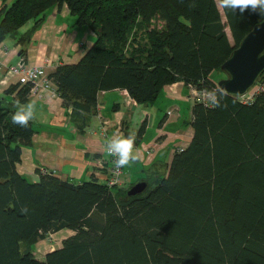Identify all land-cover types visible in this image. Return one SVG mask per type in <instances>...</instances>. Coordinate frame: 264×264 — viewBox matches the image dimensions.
<instances>
[{
    "label": "trees",
    "instance_id": "trees-1",
    "mask_svg": "<svg viewBox=\"0 0 264 264\" xmlns=\"http://www.w3.org/2000/svg\"><path fill=\"white\" fill-rule=\"evenodd\" d=\"M4 1L0 41L18 37L22 54L56 8L67 6L72 25L91 31L83 56L47 76L71 118H82L80 131L109 90L153 106L182 81L216 90V103L192 105L190 144L129 197L128 188L95 176L73 182L36 169L34 181L20 173L24 150L37 154L35 137L46 125L36 115L26 128L12 122L34 83L1 93L0 264H264V88L244 103L212 80L264 13H222L217 0ZM66 229L74 234L60 248L44 260L34 255L37 241Z\"/></svg>",
    "mask_w": 264,
    "mask_h": 264
},
{
    "label": "crops",
    "instance_id": "crops-1",
    "mask_svg": "<svg viewBox=\"0 0 264 264\" xmlns=\"http://www.w3.org/2000/svg\"><path fill=\"white\" fill-rule=\"evenodd\" d=\"M8 1L12 0L6 3ZM4 3L0 0V7ZM64 8L58 12L53 10L48 15L46 22L34 32L24 54L18 37L0 41V94L14 84L22 83L20 74L13 68L44 66L46 60H50L51 65L45 74L48 76L60 64L77 62L91 47V31L73 26L74 18ZM29 24L20 32L28 31ZM65 36L71 37L69 42ZM55 89L49 77L47 80L40 77L28 100L35 104L36 119L46 125L35 137L37 154L24 150L22 163L18 165V170L34 181L40 178L36 172L40 165H46L51 173L53 171L63 180L72 177L82 181L84 177L95 176L105 181L111 172V157L105 152V143L116 132L126 136L130 131L136 135L135 148L140 153L138 161L149 169L146 171L151 177L155 173L166 172L176 149L186 148L193 138L191 110L195 96L191 92L192 87L182 81L168 84L153 106L131 103L130 95L124 89L100 92L99 113L89 119L83 132L78 129L82 118H71L72 109L64 106ZM69 137L74 142L69 141ZM64 165L66 172L63 171ZM130 166L139 173L140 164L131 163ZM127 170H124L126 174ZM125 173L124 185L133 183ZM72 234L73 230L72 233L68 231L63 240Z\"/></svg>",
    "mask_w": 264,
    "mask_h": 264
},
{
    "label": "water",
    "instance_id": "water-1",
    "mask_svg": "<svg viewBox=\"0 0 264 264\" xmlns=\"http://www.w3.org/2000/svg\"><path fill=\"white\" fill-rule=\"evenodd\" d=\"M220 70L225 74V78L217 82L220 88L237 98L257 85L264 73V19L247 32ZM147 186L148 182L138 181L127 189V195L141 194Z\"/></svg>",
    "mask_w": 264,
    "mask_h": 264
},
{
    "label": "clouds",
    "instance_id": "clouds-1",
    "mask_svg": "<svg viewBox=\"0 0 264 264\" xmlns=\"http://www.w3.org/2000/svg\"><path fill=\"white\" fill-rule=\"evenodd\" d=\"M220 6L232 10H239L243 15L249 10L252 13H264V0H220ZM208 98L216 103V90H204ZM35 115V104L29 102L27 105L20 106L12 116V122L21 127H28L30 120ZM136 135L129 132L127 136L116 132L105 143V152L108 156L115 157V164L119 167H125L139 159V149L135 148Z\"/></svg>",
    "mask_w": 264,
    "mask_h": 264
},
{
    "label": "rangeland",
    "instance_id": "rangeland-1",
    "mask_svg": "<svg viewBox=\"0 0 264 264\" xmlns=\"http://www.w3.org/2000/svg\"><path fill=\"white\" fill-rule=\"evenodd\" d=\"M9 3L11 2V1H8ZM9 3H7V4H9ZM219 5V4H218ZM1 8V7H0ZM65 8L67 9V11H68V8L65 6ZM65 8L63 9V10H65ZM219 9H220V11H222V9H221V6L219 5ZM57 10V11H56ZM58 12V11H60V9H58V8H56V9H54V11L53 12ZM222 13H224L223 11H222ZM224 22L226 21V19H225V15L223 14V19H222ZM29 24V23H28ZM32 24L30 23L29 25H27L28 27L27 28H30V26H31ZM81 28H84V29H86V27L85 26H81ZM227 34L229 35V38H230V40L233 42V39H232V34L230 33V31H229V28L227 29ZM70 38L71 37H69V36H65V40H68V42L70 41ZM95 38L93 37V43H94V40ZM91 40V41H92ZM89 45V44H88ZM91 46H92V44H91ZM21 51H22V48H21ZM49 65H51V63H50V60H46V62L44 63V66L43 65H41V66H38V65H36V67H38L41 71H42V73L43 74H47L46 72H47V70H48V68H49ZM224 76V74L222 73V72H215L214 73V75L212 76V80L214 81V80H216L217 82H218V80H220L222 77ZM219 85V84H218ZM191 87H192V89H194V87L192 86V85H190ZM189 86V87H190ZM192 91V90H191ZM198 91L199 90H197V89H194V91H193V93L194 94H196V93H198ZM206 94V93H205ZM196 96V95H195ZM130 101H131V103H135V104H137L138 102H137V100L136 99H134L133 97L131 98L130 97ZM193 103H195V101L193 102ZM191 112H192V110H191ZM72 115V114H71ZM182 149V148H181ZM181 149H176V152L177 151H179V150H181ZM175 152V153H176ZM174 155V154H173ZM174 157V156H173ZM37 160V159H36ZM37 161H39V160H37ZM140 164L141 165V167H139V173H136V169H135V171H134V169L130 166V164L128 165V166H125V167H123V169L124 170H127V177H130L131 179L130 180H132L133 181V183H126L125 185H124V188H129L130 187V185H132V184H135L136 182H138V181H140V179H147L148 178V176H149V173H148V171H146V170H149V169H147L146 167H145V165L142 163V161H135V162H133V164L135 165V164ZM36 164H37V162H36ZM164 165H166V163H165V159H164ZM40 166H43V165H40ZM40 166H38L39 167V171H40ZM38 169V168H37ZM66 169H67V167L64 165V168H63V171L64 172H66ZM48 170V169H47ZM20 173H22V170H18ZM49 171V170H48ZM49 173H51L50 171H49ZM23 175H26L25 173H22ZM91 177V176H90ZM89 176L88 177H84L83 179H82V181L83 180H88V178H90ZM31 179V178H30ZM71 179H72V181L73 182H75L76 180L75 179H73L72 177H71ZM32 180V179H31ZM118 187H120L121 185H117ZM121 188V187H120ZM68 231H70L71 233H72V230H70V229H66V231L65 230H63V231H58V232H54V233H51L50 235H48L46 238H43V240H39V241H37V244L35 245V251H34V255H36L37 256V258H39V259H43L44 258V256H46V254L47 253H49V252H51V251H54L55 249H57V248H60L61 247V245H62V240H63V238H65L66 236H67V232ZM63 232H66V233H63Z\"/></svg>",
    "mask_w": 264,
    "mask_h": 264
},
{
    "label": "built area",
    "instance_id": "built-area-1",
    "mask_svg": "<svg viewBox=\"0 0 264 264\" xmlns=\"http://www.w3.org/2000/svg\"><path fill=\"white\" fill-rule=\"evenodd\" d=\"M15 71H17L20 74V78H21V82H32L36 83V80L38 78H43L45 80L48 79L47 75L43 74L42 71L38 68V67H28L25 65H21L20 68H13ZM22 73V75H21ZM34 88V87H33ZM32 88V89H33ZM262 88H264V86H259L258 83L256 86H254L253 88L250 89V91H248V93L244 96H241L240 98L242 102L244 103H248L250 102L251 99H253V97L260 91L262 90ZM195 89V88H194ZM194 89H192V94L195 96V101L204 103L205 105H211L213 102L208 98V96L205 94V91L202 90V92H199L194 94L193 91ZM218 89H221L220 86L218 85ZM111 157V172H110V176L105 180L107 185L109 187L112 186H117V185H124L125 181V176H124V169L123 167H117L115 164V157L109 156ZM40 172L42 174H47L49 173V171L46 168L41 167L40 168Z\"/></svg>",
    "mask_w": 264,
    "mask_h": 264
},
{
    "label": "bare ground",
    "instance_id": "bare-ground-1",
    "mask_svg": "<svg viewBox=\"0 0 264 264\" xmlns=\"http://www.w3.org/2000/svg\"><path fill=\"white\" fill-rule=\"evenodd\" d=\"M217 1H218V4L220 5L219 0H217Z\"/></svg>",
    "mask_w": 264,
    "mask_h": 264
}]
</instances>
